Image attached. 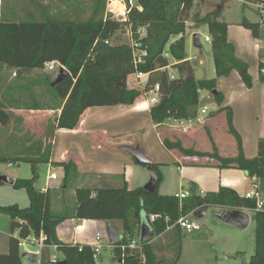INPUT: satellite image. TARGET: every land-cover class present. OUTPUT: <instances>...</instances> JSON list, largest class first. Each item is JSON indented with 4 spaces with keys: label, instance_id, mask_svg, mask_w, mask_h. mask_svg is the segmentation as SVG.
<instances>
[{
    "label": "trees",
    "instance_id": "16d2710c",
    "mask_svg": "<svg viewBox=\"0 0 264 264\" xmlns=\"http://www.w3.org/2000/svg\"><path fill=\"white\" fill-rule=\"evenodd\" d=\"M264 2V0H256ZM196 0H138L128 15V21H119L111 16L105 17L106 0H94L92 15L86 21H75L71 16L64 19L49 17L44 20L36 18L29 11L25 19L20 21L3 20L0 17V68L7 66L18 69L16 81L4 90L7 103L17 101L18 96H29L32 109H42L37 100L34 88L41 84L47 85V93L54 99L60 100L58 109L61 112L55 118L60 127L75 129L79 127L82 115L89 106L138 105L144 96L155 85L160 86L159 101L150 107L151 120L157 126L164 125L167 120L192 119L197 116L200 103V91L208 90L219 105L224 102V94L218 90L220 77L229 76L234 70L238 71L242 81L248 88L253 87V79L249 73L248 64L235 54V46L228 40L229 25L220 21V12H214L201 17L195 14L196 22L207 24L212 36L213 57L216 77L197 80L194 68L186 55V21L195 7ZM179 6L176 15L173 11ZM77 9V7L75 8ZM241 25L251 30L255 38L261 37V23H254L243 17ZM130 26L133 38L141 43L140 50L145 51L141 61L129 43H106L107 40ZM146 29L141 37L140 29ZM179 36L175 41L171 38ZM172 57L176 62L170 61ZM56 61L69 71L62 81L53 85L49 77L24 80L22 73L26 70L45 69L47 63ZM171 68L174 72L171 71ZM137 73L148 75L143 89L130 87L131 76ZM174 74V78L172 77ZM264 82V74H261ZM6 104L0 103V124L9 122ZM227 110L229 131L238 141L239 154L236 157H221L215 147L213 153L199 152L187 149L180 139L172 141L164 139L168 149H176L189 156L211 157L218 160V167L238 168L249 172L250 178L258 180V186L264 194V138L258 144V155L252 159L245 156L241 135L233 124V113ZM211 140V133L208 130ZM7 160L0 158V161ZM18 161L50 162L47 153L41 157H25ZM66 175L62 189L68 185V175L73 162H62ZM148 167V165H143ZM151 167L158 174V184L155 192L150 193L144 187L130 190L126 183L123 186L78 187L76 195L78 206L76 216L79 219L123 221L124 235L139 237L142 225L148 224L155 232V238L168 230L173 242L177 241L176 233L182 229L175 225L181 215L193 214L199 216L209 207L220 209H242L255 212L256 251L246 264H264V209L256 210V200L241 196L230 187L222 186L218 191L191 195L180 201L176 195H162L159 186L163 180L160 164L154 161ZM37 171L29 179H17L14 187L25 189L30 205L21 207L18 204L1 206L0 212L12 219L13 232L18 230L23 239L31 236H45V244L55 245L61 249L68 264H88L96 257V252L90 245L65 244L58 240L57 226L64 221L68 214L56 213L52 210L51 192L35 187ZM1 183V181H0ZM158 214L159 219L150 222V215ZM171 229H168V227ZM176 235V236H175ZM118 242L114 249V259H122L121 264H161L153 240L140 243L141 251L130 248L129 240L125 237ZM13 249L9 255H0V260H9L20 264L18 248L20 241L12 239ZM82 245V250L79 247ZM120 245H126L123 250ZM2 262V261H1ZM3 263V262H2Z\"/></svg>",
    "mask_w": 264,
    "mask_h": 264
},
{
    "label": "crops",
    "instance_id": "0c3cea01",
    "mask_svg": "<svg viewBox=\"0 0 264 264\" xmlns=\"http://www.w3.org/2000/svg\"><path fill=\"white\" fill-rule=\"evenodd\" d=\"M242 1L243 3L246 2L245 0ZM22 2L24 4L20 7L25 8V17H27L29 14L27 8H31L33 6L32 3H36V1L21 0V3ZM11 3L12 2L10 0H7L5 1V4H3V0H0V16L3 15L2 12L5 7H13ZM12 16H14V14L11 12L6 13V17L11 18ZM246 18L251 22L261 23L260 38H255L252 35L251 30L243 27L241 25L242 20L237 22H223H226L229 25L228 40L235 46L236 56L245 61L249 66V73L253 79L252 88H248L245 85L240 74L236 70H234L229 76L220 77L218 79L217 88L224 94L225 97L224 102L221 105L217 103L214 97L209 101L206 100L207 98H211L209 91L201 90L199 108L195 118H192L191 120L171 118L164 124L170 128L164 129V131L163 128H161V125L157 126L153 123L160 142V146L157 148L158 150L154 149L153 146L146 145L143 141L144 135L139 133L140 116L142 118H148L149 122H152L150 116V106L147 104H145V106H147V110H142V108L138 107L139 104L135 106L124 105L125 107H114V110L118 112V114H108L107 112L102 111L101 113H98L93 110L97 107H113L112 105L89 106L82 115L79 127L70 129L60 127L57 123H55V134L58 135L61 131H65L68 133L67 135L70 136L68 138V145L65 146L68 147V150L64 155L62 154V159H64V161H69L70 158L67 157V154L71 152L70 150L73 147V142L75 144L76 138L79 137L77 140L80 142L84 141V143H76L75 149H77L78 152L81 153L79 155L82 156L80 159L76 160L78 167L82 168L79 164L82 163L85 167L90 166L93 169H96L99 173V179H104L102 174H121L122 180H116L117 183H120L117 184L116 187L123 186V184L126 183L128 188L132 190L137 187H143L151 178L148 167L137 163L131 154L122 149L123 145L132 146V144L136 143L143 147L148 156L160 164L163 180L159 186V193L162 195H177L182 191H189L190 194L193 191L198 194H205L207 192L218 191L222 186L235 189L241 196H245L248 192L252 191L255 185H259L258 180L256 178H250L249 174H246L244 170L238 168L221 169L218 167L219 162L215 158L208 156L202 157L198 155H185L176 149H168L164 145L165 138L172 141L180 139L183 146L187 149L213 153L216 147L217 152L221 157L232 158L238 156V141L229 131L227 110L221 109L227 107L230 108L233 113V124L241 135L245 156L252 159L258 155L259 141L264 138V82L261 81L260 72L262 60L264 59V20L258 19L253 21L249 19L247 15ZM177 38H179V36H177ZM187 60L192 64V58L190 56H187ZM172 62L175 63L176 61L174 60ZM201 63L203 62L201 61ZM193 68L196 79L200 80L197 78L195 66H193ZM13 71L17 77L18 69L9 68L7 66L0 68V90H2L0 93V103L3 102L4 104H11L7 103L3 93L8 85L16 81L15 78L13 82L6 83V79L9 77H7L8 75L6 76L5 73ZM171 71L174 72L172 68ZM147 77L148 75L143 76L140 80L145 82ZM203 94H205L206 101L203 100ZM16 97L19 96L17 95ZM209 105L211 106L210 109ZM12 110L13 108H10V111ZM203 110H206V112H203ZM8 113L9 122L7 124H0V158H6L10 163H13L10 161V158H12L14 163H19L20 161L17 159L30 157L27 153L28 151H31L35 157L40 156L43 151L42 148L33 149V146H29V141L32 142V140H30L26 134V125L28 121L26 113L20 114V112L15 115H12L9 111ZM124 117H129L131 121L137 122L135 125L133 123L132 126V138L118 140L117 138L122 136L123 130L117 131L118 129L115 127H106L105 129L104 126H100L110 124L115 121H124ZM17 121L19 125L23 124L24 127L23 129L22 127L18 129V132H16L17 141L12 144L10 139L12 136V130L9 129L12 127L13 123ZM205 127L209 129L212 140L207 131H205ZM55 141L56 140L54 138L52 141L53 144H57ZM63 142H66L64 138ZM55 149L58 148L55 147ZM89 151H98L101 153V156L97 158L90 157L88 156ZM84 153L87 154L85 157L82 155ZM54 156L55 155L52 154L49 162L52 163V168L51 172L49 171L45 184L38 185L40 183L38 180L39 175L36 174L35 187L42 191H44V189H46L45 191L48 189L50 190L52 202L51 207L56 213L62 212L64 208L63 201H65V199L67 201L66 204L69 209V214L67 218L56 228L58 240L69 245L78 243L92 246L95 243V238L98 233L107 235L108 237L106 239L111 242L108 235L110 229L123 236L124 225L122 220L113 219L105 221L77 218L76 211L78 199L76 195V187L74 189H62L66 171L63 166L54 164V161H56ZM62 159L57 158V160L60 161ZM55 166L59 168V171L56 170ZM53 173L59 174L58 180L50 179V175ZM0 174L2 173L0 172ZM11 178H14L15 181L20 179L16 177ZM97 182L100 186L86 184L85 186L80 187L111 186L107 183V180H97ZM1 183L6 184L5 182ZM7 184L14 187V184ZM53 190H60L63 192H56L55 195H52ZM25 193L26 196H22V203L19 201H13V203H9L8 205L18 204L21 207L29 206L30 199L26 190ZM117 221L121 222L117 223ZM11 225L12 219L8 215L0 212V255H9L11 249L15 247V245L13 246V243H11L13 238L18 239L19 241L23 240V238L19 236L18 230L13 232ZM167 232L171 233L172 230H168ZM28 239H31L33 242L35 237L31 236ZM22 245L23 244H21L18 248L20 264H24V255L21 251ZM47 246L51 248L52 251L55 250L52 245ZM109 248H111L114 258L115 248L112 246H109ZM115 261L117 262L116 264H121L122 259H115ZM98 263L97 259V264ZM0 264H15V262H10L9 260L8 263V260L2 259L0 260Z\"/></svg>",
    "mask_w": 264,
    "mask_h": 264
},
{
    "label": "rangeland",
    "instance_id": "374dc122",
    "mask_svg": "<svg viewBox=\"0 0 264 264\" xmlns=\"http://www.w3.org/2000/svg\"><path fill=\"white\" fill-rule=\"evenodd\" d=\"M3 0V4H5ZM13 5L12 8L5 7L3 9V20H12V21H20L25 19V8L20 7L23 2L21 0H10ZM36 3H32L33 6L27 8V11H32L36 14V18L39 20H44L49 17H56L59 19H64L65 16H71V18L75 21H86L92 15V6L94 0H35ZM107 8L104 16H111L112 13L108 12V6L110 0H106ZM31 4V5H32ZM195 7L190 12L189 19L186 21V55L192 58V66H195L196 75L199 79H211L216 76L215 71V62L213 57V49L212 44L209 41H206V36L211 37L208 31L207 24L203 22H196L194 16L198 13L201 17L206 16L207 14L214 13L219 11L220 16L219 20L227 21V22H237L243 19V17L248 16L249 19L256 21L261 20L260 14L257 10L243 3L242 0H196ZM29 5V4H28ZM77 7V9H75ZM179 6H176L173 14L176 15ZM11 12L14 14L11 18L6 17V13ZM199 33L201 35L200 38V46H196L194 42L195 34ZM146 34V29H140L141 37ZM178 39L177 37L171 38L172 40ZM134 40L133 34L131 32L130 26H124V28L115 33V35L110 39V43H129L131 44ZM212 40V37H211ZM170 61H174L172 57H169ZM201 61L203 63H201ZM60 73V66L57 64L56 69L53 71H47V69H33L26 70L22 73V78L24 80L29 79H38L49 77L53 80L57 79ZM8 79H6V83L13 82L15 80L16 75L13 72L5 73ZM138 81L136 76H133L130 80L129 86L135 87L138 86ZM146 81V79H145ZM2 90H0L1 93ZM208 91V90H206ZM35 97L41 103L42 109H32L29 107L31 105L29 96H19L18 100L12 104H6L7 111H9L12 115L15 114H25L27 116V136L32 142L29 141V146H33V149L42 148L41 157L44 153H47L49 158L51 159L52 154H54V164H60L64 161L63 155L67 152L68 133L65 131H61L58 135L55 134L56 121L55 118L61 112V109H58L60 104V100L52 98L47 93V85L41 84L34 88ZM207 93V92H205ZM211 98H207L206 100L213 99L214 95L209 91ZM201 95V94H200ZM141 103H144L146 98H140ZM203 100H205V94H203ZM3 103V102H2ZM10 108H13L10 111ZM211 106L209 105V109ZM114 107H97L93 110L95 112L101 113L107 112L116 113ZM129 117H124V121H115L110 124H104L100 126H104L108 128H117L122 131V136L117 138L118 140H126L132 138V126L137 124L136 121H131ZM148 118H139V133L144 135L143 141L146 145L153 146L154 149L158 150L160 146V142L154 128L153 122H149ZM129 120V121H128ZM23 129L24 125H19L18 121L13 123L12 127L9 130H12V136L10 137L12 144L17 141L16 132L18 129ZM161 128L169 129V126L161 125ZM62 130V129H61ZM209 129L205 127V131ZM25 131V130H24ZM176 132V131H175ZM10 133V132H9ZM208 133V132H207ZM72 134V133H70ZM210 137V136H209ZM55 138V143L53 144V139ZM63 138L66 142H63ZM79 137L76 138L75 144L73 142V147L71 148V152H69L67 157H69V161L74 163V166L71 167L68 175V185L67 188L76 189L80 186H85L86 184L99 185L97 180H107L108 184L111 186H117L116 180H122L121 174H110L104 175V179H99V173L96 169L92 167H85L82 163H79L82 168L78 167L76 163L77 159H80V156L76 147L77 144H82L84 141H78ZM81 139V138H80ZM166 139V138H165ZM177 140V139H176ZM138 144L134 143L132 146H137ZM64 146V147H63ZM58 148V149H55ZM92 147V146H91ZM155 150V151H156ZM59 152V153H58ZM30 157H35L31 151L27 152ZM63 154V155H62ZM84 157L87 154H82ZM88 156L90 157H100L101 153L98 151H89ZM58 159H62L57 160ZM68 160V159H67ZM84 160V159H83ZM82 160V161H83ZM10 161L13 162V166H9V160L0 161V172L1 175H7L9 177H16L20 179H29L34 175V169H36L37 174L39 175L38 180L40 183L38 185L45 184L47 180V176L49 171L51 172L52 163L49 162H39L33 164L32 162H24L20 161L19 163H14V160L10 158ZM86 165V164H85ZM56 167V170L59 171V168ZM100 186V185H99ZM56 192L63 191H52V195H55ZM22 194V195H21ZM24 194V195H23ZM26 196L24 189H17L8 185L7 183H0V207L6 206L9 203H13V201H19L22 203L23 197ZM61 200V198H60ZM64 208L61 213L69 214V209L67 207V201L65 199ZM220 208L209 207L207 209V214L203 217L194 216V220L202 225L200 230H196L194 232H187L182 230L180 233H176L177 241L173 242L172 248L171 244L173 239L169 232H165L163 235L156 237L153 239V244L155 245V249L157 252V256L159 260H164L165 262L161 264H246L249 262L251 256L256 251V228L257 222L255 220V212L246 210L250 214V223L249 226L243 230L237 228L236 226L225 222L223 219L217 216V212L220 211ZM2 213V212H1ZM4 214V213H3ZM121 221H117L119 223ZM175 235V236H176ZM129 240V242H136L137 248L136 250L141 251L140 248V236L137 237H128V235L123 236V238ZM108 240L104 238L103 240V248L100 252L97 253V257L93 260H89L88 264H116L117 262L113 258V253L111 248L107 246ZM21 251L23 255L25 253H34L38 255V263L37 264H58L61 261L66 260V255L61 249L51 250L48 246H45L42 250H40L36 241L33 242H25L22 245ZM56 257L58 259V263H52L51 258ZM24 264H36L32 262L30 259L24 257Z\"/></svg>",
    "mask_w": 264,
    "mask_h": 264
},
{
    "label": "built area",
    "instance_id": "2783aa9c",
    "mask_svg": "<svg viewBox=\"0 0 264 264\" xmlns=\"http://www.w3.org/2000/svg\"><path fill=\"white\" fill-rule=\"evenodd\" d=\"M116 0H110V2H114ZM120 1L123 6H124V11L120 12L119 10H114L111 5L112 3H109L108 6V12L112 13L111 17L113 19L119 20V21H128V15L131 11V9L135 6H137L140 10H142V7L138 5V0H118ZM246 4L254 7L257 12L260 14V18L261 20H264V2H260V1H256V0H245ZM206 41L212 42L211 38L206 36ZM110 41L107 40L106 43H109ZM132 47L134 48L136 54L138 55V59L137 61H141L142 60V56L146 55L145 51L140 50V46L141 43L138 41L133 40L131 43ZM57 64L60 66V70L62 68V66L60 65L59 62L56 61H52L46 64L45 68L47 69V71H53L56 69ZM260 72L261 74H264V59L262 60V65L260 68ZM133 76H136L137 79L142 78L143 76H147V74L145 73H137L131 76V78ZM172 77L174 78V74L172 73ZM131 80V79H130ZM130 83V81H129ZM144 83L142 81H138V86L135 87H140L143 89L144 87ZM159 92H160V86L159 85H155L153 87L152 90H150L147 93H144V96L142 98H146L144 101V104H147L148 106H152L154 104H157L159 101ZM203 112H206V110H203ZM191 120V119H189ZM13 163H10V166H13ZM50 179L51 180H58L59 179V174L58 173H53L50 175ZM46 189H44L45 191ZM190 192L189 191H182L180 193H178L176 196L178 197V199L180 201H183L184 199L188 198L190 196ZM246 197L248 198H253L256 200V210H263L264 209V194L261 192L260 188L258 185L254 186V189L250 192H248L246 195ZM160 215L158 214H151L150 215V222H155L159 219ZM194 215L193 214H186V215H181L179 217V219L177 220V222L175 223L176 226L180 227L182 230H185L189 233L194 232L196 230H200L202 228V225L199 224L197 221L194 220ZM172 226L168 227V229H171ZM108 236L103 234V233H98L96 238H95V243L91 246L92 249L96 252V254L98 252H100V250L103 248L104 244H103V240L104 238H107ZM45 236L42 234L39 238H35L34 241L37 242L40 250H42L45 246H47V244H45ZM23 242H32L31 239H23L20 241V245L23 244ZM75 245V244H73ZM108 246H112L113 248H115L116 246L119 247L118 245H116V243H112L108 240L107 243ZM130 248L132 249H136L137 245L136 242H130L128 245ZM52 247L54 249H56L57 247L55 245H52ZM120 247H122V249L124 250L126 245H120ZM80 251L82 250V245L79 247ZM58 259L56 257H52L51 258V262L52 263H58L57 262Z\"/></svg>",
    "mask_w": 264,
    "mask_h": 264
},
{
    "label": "water",
    "instance_id": "95a60500",
    "mask_svg": "<svg viewBox=\"0 0 264 264\" xmlns=\"http://www.w3.org/2000/svg\"><path fill=\"white\" fill-rule=\"evenodd\" d=\"M200 38L201 35L199 33L195 34L194 42L196 46H200ZM69 71L62 67L57 79L54 81L53 85H56L60 81H62L66 76H68ZM122 149L133 156L135 161L142 165H148V170L151 174L150 180L143 186L144 189L150 193L155 192L157 189L158 184V174L157 172L151 167V164L154 160L146 154L143 147L141 145L131 146V145H123ZM246 174H249L248 171H245ZM0 181L14 184L15 179L11 178L7 175L0 174ZM207 214V211H203L201 215L197 217H203ZM217 216L223 219L225 222H228L237 228L243 230L249 226L250 223V214L242 209H221L217 212ZM109 238L112 243H116L122 239V235L113 232L111 229L109 230ZM155 238V232L150 228L148 224H143L140 231V240L141 242H146L149 240H153ZM24 257L30 259L34 263H38V255L34 253H25ZM58 264H68L67 260L61 261Z\"/></svg>",
    "mask_w": 264,
    "mask_h": 264
},
{
    "label": "bare ground",
    "instance_id": "6f19581e",
    "mask_svg": "<svg viewBox=\"0 0 264 264\" xmlns=\"http://www.w3.org/2000/svg\"><path fill=\"white\" fill-rule=\"evenodd\" d=\"M111 7H112L115 11H116V10H119L120 12H123V11H124V6H123V4H122L120 1H118V0L114 1V2L112 3ZM138 107L142 108V110H147V106H145L144 103L139 104Z\"/></svg>",
    "mask_w": 264,
    "mask_h": 264
}]
</instances>
